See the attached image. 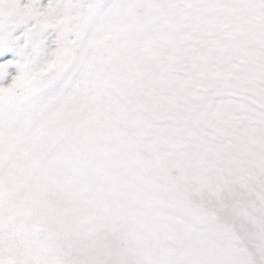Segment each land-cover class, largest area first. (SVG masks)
Masks as SVG:
<instances>
[{"label": "snow or ice", "instance_id": "1", "mask_svg": "<svg viewBox=\"0 0 264 264\" xmlns=\"http://www.w3.org/2000/svg\"><path fill=\"white\" fill-rule=\"evenodd\" d=\"M0 264H264V0H0Z\"/></svg>", "mask_w": 264, "mask_h": 264}]
</instances>
